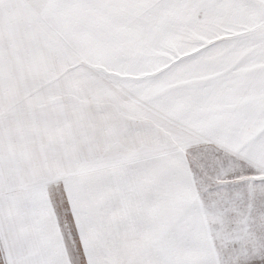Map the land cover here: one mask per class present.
<instances>
[{"label": "snow or ice", "instance_id": "6c2138e0", "mask_svg": "<svg viewBox=\"0 0 264 264\" xmlns=\"http://www.w3.org/2000/svg\"><path fill=\"white\" fill-rule=\"evenodd\" d=\"M0 264H264V0H0Z\"/></svg>", "mask_w": 264, "mask_h": 264}]
</instances>
